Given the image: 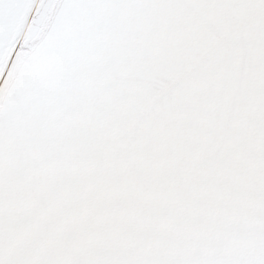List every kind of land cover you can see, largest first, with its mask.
<instances>
[{"label":"snow or ice","instance_id":"1","mask_svg":"<svg viewBox=\"0 0 264 264\" xmlns=\"http://www.w3.org/2000/svg\"><path fill=\"white\" fill-rule=\"evenodd\" d=\"M0 264H264V0H0Z\"/></svg>","mask_w":264,"mask_h":264}]
</instances>
